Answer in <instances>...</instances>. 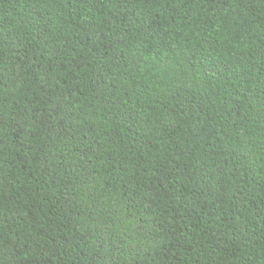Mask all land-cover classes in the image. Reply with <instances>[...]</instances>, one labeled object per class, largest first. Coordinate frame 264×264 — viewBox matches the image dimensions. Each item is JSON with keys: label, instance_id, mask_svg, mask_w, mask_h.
I'll return each mask as SVG.
<instances>
[{"label": "trees", "instance_id": "trees-1", "mask_svg": "<svg viewBox=\"0 0 264 264\" xmlns=\"http://www.w3.org/2000/svg\"><path fill=\"white\" fill-rule=\"evenodd\" d=\"M0 264H264V0H0Z\"/></svg>", "mask_w": 264, "mask_h": 264}]
</instances>
